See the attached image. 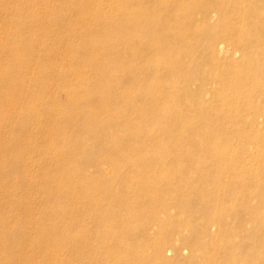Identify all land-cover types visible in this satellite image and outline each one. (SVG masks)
<instances>
[{"label":"rangeland","instance_id":"rangeland-1","mask_svg":"<svg viewBox=\"0 0 264 264\" xmlns=\"http://www.w3.org/2000/svg\"><path fill=\"white\" fill-rule=\"evenodd\" d=\"M139 1L141 2H131L136 4L134 9L129 10L133 16H136ZM143 1L145 7H150L152 19L165 18L172 21L170 25H164L163 31L160 32L163 42H167L166 36L170 41L172 36L175 40L178 39L179 29L176 27L178 23H182L181 11L198 5H195L198 0H155L157 4L152 0ZM200 1L210 2L208 7L196 10L194 20L191 23L186 22L182 28L186 30L183 31V36H187L186 44H174L189 49L190 56L185 62L190 63L185 65L183 76L192 69L195 70V83L188 86L190 93L195 95V107L189 99L182 101L184 106L191 107L183 108V111H189V117L195 114V133H191L187 127L181 132L178 131L179 138L183 141L181 155L189 157L191 163L184 172L177 169L176 173L184 174L190 170L189 183L179 185L174 181L156 191L142 189L139 193L133 192L137 191V183L134 181L111 186L105 179L97 178V171L118 175L120 173V180L123 174L131 175L138 172L137 168L148 167L147 162L152 156L163 155L171 158L175 153L170 150L161 154L158 153L161 150L133 152L126 149L119 154L115 150H104L97 139L90 143L92 146L82 145L79 151V155L84 158L81 173L84 174L83 177H90L88 181L85 179L83 182L93 188V183L99 185L96 195L99 201L93 200L87 206L86 202L84 205L79 203L77 197H67L64 200L65 205H59L61 214L51 218L54 225V247L58 241L66 243L63 247L55 248L53 259L47 258L45 251L31 249L29 254L34 255L36 260L30 264H222L225 253L231 251L237 257V253L241 252L246 244L251 245L255 241L256 251L250 252L249 260L241 256L239 262L261 263L259 256L264 255L260 250L264 247V1ZM107 5L104 3L105 8H108ZM49 6L60 11L59 0H53ZM37 9V5H32L30 12L35 13ZM17 11L18 7L0 11L2 30L8 31L12 28L11 22ZM30 12H27V15H30ZM120 15L116 7L115 16L120 18ZM129 16L126 14L124 18ZM38 25V22L34 21L32 27ZM202 27L206 28L205 31L195 36L193 30ZM144 29L149 32V39L157 38L156 32L150 26ZM20 34L25 35L26 31L22 30ZM258 36L263 39L253 44L250 38ZM45 43L43 41L39 46H45ZM72 43L79 46L78 38H74ZM217 46H220L219 49ZM154 54L157 59L162 56L157 52ZM127 55L124 54L121 58L125 59ZM164 56L170 58L169 54ZM146 58L147 69L141 76V86L156 84V89L162 91L175 84L176 79L165 73L164 65L160 61L154 57ZM251 64L254 65L253 70L247 71L246 68ZM124 66L133 71L138 67L137 58L132 55ZM199 77H202V80L199 81ZM121 79L125 80V76ZM125 85L129 90L130 83ZM52 90H55V98L62 107L66 100L64 93L55 89L54 84ZM49 99L47 96L43 98L44 102ZM199 104L220 108L221 116L216 118L214 113H205L199 117ZM117 112L135 121H143L127 107ZM164 113L169 115V111ZM147 118L153 120L150 115ZM9 120L4 119L3 124ZM189 123L188 121L185 124L189 127ZM204 124L208 128L207 131L198 132L200 129L197 128H204ZM86 128L79 125L78 129L85 139L89 137L91 126ZM151 134L163 141L168 140L170 136L164 126L160 127L158 123L153 124ZM8 135L6 132L5 140ZM128 137L129 133H123L120 139L125 141L124 138ZM4 145L1 153L9 154L12 145L9 142ZM58 148L66 150V145L61 144ZM125 155H132L138 160L124 164L121 161L112 167L107 160H102L99 165L88 164L91 159L99 157L107 159ZM45 160L41 155L27 158L28 162L34 161L30 175H37L40 168L46 164ZM175 169L176 167L172 166L165 171L171 173L175 172ZM15 170L12 169L10 179L0 189V219L9 234L21 229L19 232L23 231L30 239L36 233L35 227L30 224L31 218L23 216L17 207L8 205L5 193L1 191L11 187V182L18 178L16 176H19V173L17 175ZM61 170V177H65L63 173L73 176L67 179V184L71 185L72 181L76 182L78 179L79 172L73 167L65 166L61 167ZM31 191L29 193L20 188L15 193L22 203L28 202L33 206L34 216L39 219L40 210L37 213V209L48 200L40 191ZM107 194L110 196L105 198ZM60 199L63 200L61 197ZM90 206L92 210L88 212ZM75 207L80 211L78 218L74 217ZM246 209H253L257 223L261 222L263 226L256 236H251L255 220L253 216L244 214ZM24 221L28 225H24ZM64 222L66 230L56 235V228H59L57 226L63 225ZM104 223L113 224L114 227L110 230L108 226L104 227ZM189 240H195L192 241L195 244L190 245ZM159 243H163L160 248ZM81 249L83 253H80ZM80 256L83 260H80ZM16 262L23 264L22 259Z\"/></svg>","mask_w":264,"mask_h":264},{"label":"bare ground","instance_id":"bare-ground-1","mask_svg":"<svg viewBox=\"0 0 264 264\" xmlns=\"http://www.w3.org/2000/svg\"><path fill=\"white\" fill-rule=\"evenodd\" d=\"M52 1L0 0V11L18 7L11 22L12 28L4 31L0 27V189L10 179L12 169H16L18 178H14L11 187L1 191L5 193L8 205L17 207L23 216L31 218L30 224L36 230L30 239L23 231L19 232L21 229L9 234L0 219V264H17L16 261L20 259L23 264H30L36 260L34 255L29 254L30 250L35 248L45 251L49 256L47 258L53 259L55 248L63 247L66 243L58 241L54 247V225L51 218L61 214L59 205H65L64 200L67 197H77L79 203L84 205L86 202L87 206L93 200L99 201L96 196L99 185L93 183V188L83 182L85 179L88 181L90 177H83L81 170L84 158L79 155L80 147L90 145L94 139L101 142L99 145L104 150H115L119 154L126 149L133 152L161 150L158 152L161 154L170 150L175 153L171 158L163 155L152 156L147 162L148 167L137 168L138 172L131 175L123 174L121 181L118 178L120 173L118 175L97 171V178L105 179L111 186L134 181L137 183V191L133 192L139 193L142 189L156 191L174 181L179 185L189 183L190 170L186 171V174L176 173L177 169L184 172L191 163L189 157L181 155L183 141L179 138L178 131L181 132L187 127L191 133H195V114L189 117V111H183V108L191 107L182 103L184 99H189L195 107V95L188 89L190 84L195 83V70L192 69L183 76L185 65L190 63L185 62L190 56L189 49L174 44H186L187 36H183L185 29L182 28L186 22L191 23L194 20L196 10L208 7L210 1L198 0L195 1L197 7L184 8L181 11L182 23L176 22L179 40L172 36L170 41L166 36L167 42L160 39V32L163 31L164 25H170L172 21L165 18L152 19L150 7H145L143 0L142 3H137L136 16L129 11L136 7V4L131 3L132 0H59L60 11L49 6ZM152 1L156 3L155 0ZM104 3L108 4V8L104 7ZM32 5H37L39 10L30 12ZM116 7L121 14L120 18L115 16ZM27 12H30V15H27ZM126 14L130 16L124 18ZM34 21L38 22L37 27H32ZM148 26L156 32L157 38L149 39L150 34L144 29ZM205 29L202 27L193 30L194 35H201ZM22 30L26 31L25 35L20 34ZM261 32L263 34V29ZM74 38H78L79 46L72 43ZM250 39L255 44L263 38L258 36ZM43 41L46 42L45 46L40 47L39 44ZM225 50L226 48L223 52ZM154 52L162 56L157 59ZM124 54L128 55L122 59ZM164 54H169L170 58H165ZM132 55L138 60V67L133 71L124 66ZM146 56L154 57L164 65L165 73L176 79L173 86L159 91L156 84L140 85L141 76L147 69ZM253 67L251 64L246 70H253ZM124 76L125 80H122ZM199 78V81L202 80V77ZM126 82L130 83L129 90L125 88ZM53 84L55 89L64 93L66 100L62 107L55 98ZM46 96L50 99L44 102L43 98ZM125 107L143 121L119 115L117 111ZM166 111H169V115L164 113ZM198 111L199 117L205 113H214L217 118L221 116L222 110L201 105L198 106ZM149 115L153 120L147 118ZM7 116L9 117L6 118ZM4 119H10L9 125L3 124ZM184 119L190 122L189 127L182 121ZM110 123L116 125L111 126ZM157 123L160 127L163 125L166 132L170 133L168 140L163 141L154 135L151 136L153 124ZM79 125L85 129L91 126L89 137L86 139L78 132ZM203 126V129L197 128L200 129L198 132L207 131V126ZM7 127L9 130L6 131ZM6 132L9 134L7 140L4 138ZM123 133H129L128 139L124 138L125 141L120 139ZM6 142L12 145L9 154L1 153ZM61 144L66 145V150L58 148ZM37 155L46 159V164L40 168L37 175H30L36 160H26ZM102 160H107L112 167L121 161L123 164L133 163L138 159L132 155L107 159L99 157L91 159L88 164L99 165ZM65 166H71L79 172L78 179H75L76 182L72 181L71 185L67 184V179L73 176L66 173H63L65 177L60 175L61 167ZM172 166L176 167L175 172L165 171ZM20 188L29 193L31 190L34 193L40 191L47 198L46 204L37 209V213L40 210L38 217L41 218H35L33 206L19 200L15 192ZM109 196L110 194H107L105 198ZM92 206L88 207V212L92 210ZM79 212L75 207L74 217L78 218ZM253 213V209H246L244 214L253 216L255 226L251 236H256L263 226L261 222L257 223L258 219ZM65 224L66 222L57 226L59 228H56V235L64 233ZM24 225L28 223L24 221ZM103 225L108 226L110 230L114 227L110 223ZM192 241L189 240L188 243L195 244V240ZM162 246L163 243L158 244V248ZM256 249L255 241L251 245L246 244L245 248L237 253V257L229 251L225 253L222 264H241V256L247 260L250 252ZM260 250L263 253L264 247ZM80 253H83L82 249ZM259 259L264 263V255L259 256ZM80 260H83L82 256Z\"/></svg>","mask_w":264,"mask_h":264}]
</instances>
